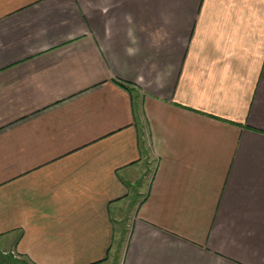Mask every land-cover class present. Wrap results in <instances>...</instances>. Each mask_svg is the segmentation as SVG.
<instances>
[{
	"label": "crops",
	"instance_id": "crops-1",
	"mask_svg": "<svg viewBox=\"0 0 264 264\" xmlns=\"http://www.w3.org/2000/svg\"><path fill=\"white\" fill-rule=\"evenodd\" d=\"M120 222L119 264H264V0H0V253Z\"/></svg>",
	"mask_w": 264,
	"mask_h": 264
},
{
	"label": "rangeland",
	"instance_id": "rangeland-1",
	"mask_svg": "<svg viewBox=\"0 0 264 264\" xmlns=\"http://www.w3.org/2000/svg\"><path fill=\"white\" fill-rule=\"evenodd\" d=\"M152 165L153 164L151 163V166ZM124 222H120L115 228L116 230L118 229V234L121 232V237L119 235H118L119 237L118 236L116 237V240L118 238L119 242H118L117 246L115 247L116 250H115V254H114V260L112 262H108L106 264H119V260L121 258V254L123 252L125 240L127 237V224ZM9 256L12 257L14 260H17L12 255H10L9 253H5V254L0 253V264L4 263Z\"/></svg>",
	"mask_w": 264,
	"mask_h": 264
},
{
	"label": "trees",
	"instance_id": "trees-1",
	"mask_svg": "<svg viewBox=\"0 0 264 264\" xmlns=\"http://www.w3.org/2000/svg\"><path fill=\"white\" fill-rule=\"evenodd\" d=\"M119 87L123 88L124 90H126L128 93H130V88L128 86L130 85H127L126 83H120V82H117V81H114ZM2 264H25L24 261H18L17 260H14L12 257H8L7 260L2 263Z\"/></svg>",
	"mask_w": 264,
	"mask_h": 264
},
{
	"label": "clouds",
	"instance_id": "clouds-1",
	"mask_svg": "<svg viewBox=\"0 0 264 264\" xmlns=\"http://www.w3.org/2000/svg\"><path fill=\"white\" fill-rule=\"evenodd\" d=\"M128 51H129V53H131V52H132V50H131V49H129Z\"/></svg>",
	"mask_w": 264,
	"mask_h": 264
}]
</instances>
